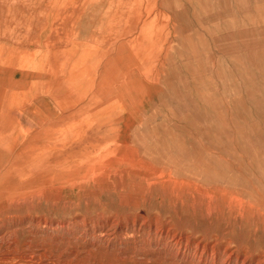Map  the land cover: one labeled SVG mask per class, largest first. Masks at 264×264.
<instances>
[{"label":"rangeland","instance_id":"374dc122","mask_svg":"<svg viewBox=\"0 0 264 264\" xmlns=\"http://www.w3.org/2000/svg\"><path fill=\"white\" fill-rule=\"evenodd\" d=\"M3 67L29 76L14 108H37L22 155L57 115L88 146L0 158V264L264 263V0H0ZM56 80L52 112L27 91Z\"/></svg>","mask_w":264,"mask_h":264},{"label":"bare ground","instance_id":"6f19581e","mask_svg":"<svg viewBox=\"0 0 264 264\" xmlns=\"http://www.w3.org/2000/svg\"><path fill=\"white\" fill-rule=\"evenodd\" d=\"M154 7V6H153ZM130 13V12H129ZM22 15H23V13H22ZM128 18V17H127ZM144 23V22H143ZM149 23H151V22H148V25H149ZM28 26V25H27ZM147 27V26H146ZM149 27V26H148ZM139 28V27H138ZM144 28V27H143ZM17 60V59H16ZM18 61V60H17ZM19 63H20V61H18ZM21 64V63H20ZM16 67V66H15ZM19 68V67H18ZM33 68L34 69H36V70H38V72H40V70H44V66L42 65V64H40V63H37V64H35L34 66H33ZM2 69H9L10 70V68H6V67H3V68H0V70H2ZM132 69V68H131ZM11 71V70H10ZM69 71H71L69 74H70V78H68V81H66L68 84H70L71 82H72V78H74V79H76V78H78L80 75L79 74H77L76 76H74L73 77V70L70 68L69 69ZM86 71V70H85ZM85 71H82V73H84ZM16 72H19V70L17 69L16 71H11V72H9L8 74L6 73V74H0V88H1V90H0V99L2 98V95H3V98H2V101H0V108L2 109V111H4V112H7V110H8V107H7V105L8 106H10V107H13V109L11 110V112H10V116L13 118L12 120H13V124H12V126H9V127H6V126H4V125H7L9 122L8 121H6L5 123H4V125H2L1 127H0V151H2V152H4V153H2V152H0V158H4V159H7L6 160V163L5 164H8V162H9V165H12V164H14V163H16V160L17 159H21V157H23V158H25L26 159V161L27 162H29V161H31V162H34V165L33 166H30V167H28V169H31V168H36V166H37V163H38V166L41 168V163H43L42 162V159H43V157L45 156V154H43L42 153V142L43 141H46V140H44L43 139V135H44V137H46V139L47 140H49L50 142H51V145H50V149H51V154H50V157H52V158H54V160H53V163H52V161H51V164H55V166L57 165V158L59 157V155H62V154H64L63 156H66V157H71V159H73V158H75L76 156H75V153H74V151L75 150H77V151H79V150H81V151H85L86 150V148H87V146H88V128H87V126H86V124L84 125H82L83 126V129H82V133H81V136H80V138L77 140V138H75L74 139V136L70 133L71 132V128L69 127L70 125H65V126H63V127H61L60 128V126H59V124L60 123H62L63 125L65 124V121H66V118L63 116H61V119H59L57 116L56 117H51V121H50V123L49 124H44L45 126H43V124H41V126H42V128L46 131V132H48L49 130H47V129H45V128H49L50 129V134H43L42 133V131H37L36 132V134H35V138H34V142H35V147H34V155H33V157H31V155H29L28 153L29 152H27V156L25 155V154H23L22 155V153H20V151H18V149H21V148H19L18 147V145H16V142H17V134L19 133V130H21L22 131V133H23V131L24 132H27V130H30L31 128H30V124H31V126H35L36 125V123L35 122H37L36 120V111H37V108L33 105V107L31 108L30 107V111H26V107H24V108H19V106L18 107H16V105H15V108H14V104H15V102H14V98H15V95L18 93V92H21L20 90H22V89H24V91H25V89H26V86H28L27 85V83H28V78H29V76L28 75H25V73H21V75H18V77L16 78ZM56 72V71H55ZM41 73V72H40ZM51 75V74H50ZM55 74H54V76L52 77H50V81H52L54 78H55ZM141 77V76H140ZM142 80V79H141ZM10 82H13V83H10ZM57 82V80L56 81H54L53 83H56ZM60 85V83L58 84V82L56 83V84H51L50 83V86H49V91H46V90H44V88H43V86H42V82H38V83H35L32 87H31V89L29 90V91H27V93H29V92H31V97H37L36 98V100H35V102H37L38 103V101H39V99H40V97L41 96H44V97H47V98H50L51 100H50V103H48V104H46L45 106H42V107H45V108H48V107H50L51 108V110H53L52 112H55L57 109H59V107H58V103H55V102H53L52 101V99H53V97L55 96V95H57L58 94V92H59V88L58 87H60L59 86ZM114 86V85H113ZM66 87V86H65ZM157 87V86H156ZM155 89V88H154ZM15 91H17V92H15ZM19 94V93H18ZM46 95H48V96H46ZM109 96V95H108ZM112 96V95H111ZM110 96V97H111ZM114 97V96H113ZM102 98V97H101ZM104 98V97H103ZM25 98H22L21 100H24ZM33 98H31V100H32ZM143 99V98H142ZM21 103H24L25 101H20ZM30 103V102H29ZM105 103H107V102H105ZM110 103V102H109ZM30 104H32V103H30ZM100 105V104H99ZM106 105V104H105ZM41 107V108H42ZM1 111V110H0ZM95 111V110H94ZM92 112V111H91ZM26 114L27 116L28 115H31L32 116V118H30V117H27L26 119H24V117H23V114ZM58 114H61V113H58ZM56 115V114H55ZM50 116V115H49ZM10 118V117H9ZM31 120L33 121V122H31ZM8 122V123H7ZM40 122V121H39ZM7 123V124H6ZM32 123L34 124V125H32ZM37 124H38V122H37ZM98 126H100V127H97V128H95L93 131H91L90 133L91 134H94V135H99V134H101L102 132H101V129H102V127L104 126V124H103V122H100V121H97V123H96ZM38 128V127H37ZM58 128H60V129H58ZM39 129V128H38ZM29 134H30V132H28ZM27 134V133H26ZM25 134V135H26ZM23 138V137H22ZM11 141V143H12V150H14L15 152H16V155H13L12 157H8L7 156V154H6V150H9V148H8V146L6 147L5 145H4V143H6L7 145H8V142L7 141ZM22 140V139H21ZM36 142H37V144H36ZM2 146V147H1ZM84 155V153L83 154H81L80 156L82 157ZM78 157V156H77ZM35 162H37L36 164H35ZM17 164V163H16ZM24 165H26V163H24ZM82 164L79 162V164L77 165V166H81ZM234 165V164H233ZM7 165H5V167H6ZM77 166H73V169H77ZM85 168V167H84ZM80 169H81V167H80ZM85 169H87V168H85ZM128 169H131V168H128ZM75 171H77V170H75ZM89 171V170H88ZM90 171H92V170H90ZM101 172H102V169L100 170ZM38 172V171H37ZM59 172V171H58ZM56 173L57 175H59L60 173ZM60 172H63V171H60ZM86 172V171H85ZM138 172H139V170H138ZM39 173V172H38ZM67 173V172H66ZM70 173V172H69ZM68 173V174H69ZM75 173V172H74ZM90 173V172H89ZM89 173L88 174H86L85 173V175H89ZM98 173V175H99V172H97ZM37 174V173H36ZM65 174V173H64ZM75 174H79V172L78 173H75ZM198 174V173H197ZM11 175V174H10ZM39 175V174H38ZM53 175H55V174H53ZM74 175V174H73ZM84 175V174H83ZM83 175H81V177L83 176ZM96 175V174H95ZM97 175V176H98ZM40 176H42V174L40 175ZM76 176V175H75ZM80 176V175H79ZM97 176L96 177H94L93 176V178H97ZM105 176V175H104ZM11 176H9V178H10ZM37 177V176H36ZM39 177V176H38ZM47 177V176H46ZM55 177H57V176H55ZM54 177V178H55ZM58 177H60V176H58ZM57 177V178H58ZM85 177V176H84ZM87 177V176H86ZM8 178V179H9ZM48 178V177H47ZM49 178H51V177H49ZM69 178V177H68ZM67 178V179H68ZM83 178V177H82ZM99 178V177H98ZM103 178V177H102ZM202 178V177H201ZM33 179V178H32ZM42 179V177H40V180ZM53 179V178H52ZM61 179V178H60ZM67 179H65V180H67ZM81 179V178H80ZM86 179V178H85ZM6 180H7V178H6ZM10 180V179H9ZM8 180V181H9ZM14 180V179H13ZM45 180H47V179H45ZM48 180H50V179H48ZM69 180H71V179H69ZM68 180V181H69ZM89 180V179H88ZM204 180V179H203ZM32 181V180H31ZM30 181V182H31ZM56 181V180H55ZM61 181V180H60ZM13 182H16V181H13ZM12 182V183H13ZM29 182V181H28ZM42 182H44V181H42ZM61 182H65L64 180L63 181H61ZM80 182V181H79ZM90 182V181H89ZM213 182H214V180H213ZM17 183H18V181H17ZM58 183V182H57ZM208 183V182H207ZM209 183H211V181H209ZM23 184V183H22ZM32 184V183H31ZM52 184H54V183H52ZM24 185V184H23ZM5 186V185H4ZM17 187V186H16ZM77 187V186H76ZM10 188H14V186H12V187H10ZM8 189V188H7ZM76 189V188H75ZM2 190V189H1ZM9 190V189H8ZM10 190H12V189H10ZM16 190H18V188L16 189ZM24 190V189H23ZM22 191V190H21ZM25 191V190H24ZM121 194V193H120ZM3 196V195H2ZM2 199V198H1ZM0 199V200H1ZM161 200V199H160ZM2 201V200H1ZM211 204V203H210ZM136 207V206H135ZM2 209V208H1ZM130 212V211H129ZM237 212V211H236ZM139 217V216H138ZM79 218V217H78ZM86 218V217H85ZM92 218V217H91ZM151 218H152V216H151ZM2 219V218H1ZM94 219V218H93ZM238 219V218H237ZM74 220V219H73ZM144 220V219H143ZM143 220H141V221H143ZM151 220V219H150ZM41 221V220H40ZM93 221V220H92ZM91 221V222H92ZM96 221V220H95ZM132 221V220H131ZM140 221V222H141ZM81 222H84V221H81ZM97 222V221H96ZM13 223V222H12ZM42 223V222H41ZM50 223V222H49ZM70 223V222H69ZM154 223V222H153ZM3 224V223H2ZM39 224V223H38ZM37 224V225H38ZM59 224V223H58ZM63 224V223H62ZM83 224V223H82ZM88 224V223H87ZM96 224V223H95ZM94 224V225H95ZM105 224V223H104ZM134 224V223H133ZM132 224V225H133ZM147 224V223H146ZM44 225V224H43ZM50 225V224H49ZM64 225V224H63ZM90 225V224H89ZM92 225V224H91ZM98 225V224H97ZM103 225V224H102ZM127 225V224H126ZM153 225V224H152ZM1 226V225H0ZM70 226V225H69ZM104 226V225H103ZM139 226V225H138ZM148 226V225H147ZM4 227V226H3ZM45 227V226H44ZM71 227V226H70ZM127 227V226H126ZM150 227V226H149ZM1 228V227H0ZM79 228V227H78ZM109 228V227H108ZM133 228V227H132ZM131 228V229H132ZM138 228V227H137ZM165 228V227H164ZM163 228V229H164ZM168 228V227H167ZM50 229V228H49ZM98 229V228H97ZM107 229V228H106ZM106 229H103V230H106ZM148 229V228H147ZM155 229V228H154ZM29 230V229H28ZM90 230V229H89ZM94 230V229H93ZM129 230V229H128ZM69 231V230H68ZM71 231V230H70ZM78 231V230H77ZM91 231V230H90ZM101 231V230H100ZM156 231V230H155ZM58 232H59V230H58ZM79 232V231H78ZM98 232V231H97ZM154 232V231H153ZM160 232V231H159ZM166 232V231H165ZM171 232V231H170ZM71 233V232H70ZM80 233V232H79ZM88 233V232H87ZM92 233V232H91ZM161 233H162V231H161ZM173 233H175V232H173ZM2 234V233H1ZM6 234V233H5ZM90 234V233H89ZM88 234V235H89ZM101 234V233H100ZM146 234V233H145ZM150 234V233H149ZM151 234H152V232H151ZM180 234V233H179ZM8 235V234H7ZM7 235H6V237H7ZM138 235V234H137ZM174 235V234H173ZM2 236V235H1ZM75 236H77V235H75ZM85 236V235H84ZM112 236H113V234H112ZM178 236V235H177ZM110 237V236H109ZM120 237V236H119ZM150 237V236H149ZM159 237V236H158ZM168 237V236H167ZM167 237H166V239H167ZM176 237V236H175ZM65 238V237H64ZM90 238V237H89ZM97 238V237H96ZM170 238H171V236H170ZM181 238V237H180ZM141 239V238H140ZM163 239V238H162ZM172 239V238H171ZM201 239V238H200ZM199 239V240H200ZM76 240V239H75ZM79 240V239H78ZM94 240V239H93ZM98 240V239H97ZM118 240V239H117ZM148 240H149V238H148ZM164 240V239H163ZM52 241V240H51ZM67 241H68V239H67ZM99 241V240H98ZM146 241V240H145ZM153 241V240H152ZM166 241V240H165ZM168 241V240H167ZM178 241V240H177ZM182 241V240H181ZM207 241V240H206ZM65 242V241H64ZM198 242V241H197ZM196 242V243H197ZM87 243V242H86ZM101 243V242H100ZM163 243H165V242H163ZM171 243V242H170ZM182 243V242H181ZM195 243V244H196ZM214 243V242H213ZM148 244V243H147ZM158 244V243H157ZM194 244V243H193ZM88 245V244H87ZM111 245V244H110ZM175 245V244H174ZM190 245H191V243H190ZM203 245V244H202ZM212 245V244H211ZM100 246V245H99ZM123 246V245H122ZM130 246V245H129ZM159 246V245H158ZM165 246V245H164ZM193 246V245H192ZM91 247V246H90ZM96 247V246H95ZM120 247V246H119ZM132 247V246H131ZM139 247V246H138ZM161 247H163V246H161ZM168 247V246H167ZM195 247V246H194ZM111 248V247H110ZM109 248V249H110ZM126 248V247H125ZM160 248V247H159ZM178 248V247H177ZM217 248V247H216ZM9 249V248H8ZM98 249V248H97ZM114 249V248H113ZM133 249V248H132ZM170 249V248H169ZM182 249V248H181ZM202 249V248H201ZM80 250V249H79ZM122 250V249H121ZM126 250V249H125ZM128 250V249H127ZM130 250V249H129ZM137 250V249H136ZM174 250V249H173ZM195 250V249H194ZM208 250V249H207ZM229 250V249H228ZM6 251V250H5ZM47 251V250H46ZM107 251V250H106ZM109 251V250H108ZM159 251V250H158ZM214 251V250H213ZM218 251V250H217ZM24 252V251H23ZM32 252V251H31ZM126 252V251H125ZM192 252V251H191ZM204 252V251H203ZM208 252H209V250H208ZM39 253V252H38ZM65 253H66V250H65ZM119 253V252H118ZM197 253V252H196ZM214 253V252H213ZM220 253V252H219ZM222 253V252H221ZM230 253V252H229ZM89 254V253H88ZM122 254V253H121ZM128 254V253H127ZM132 254V253H131ZM208 254V253H207ZM225 254V253H224ZM261 254V253H260ZM170 255V254H169ZM184 255V254H183ZM211 255V254H210ZM241 255H242V253H241ZM155 256V255H154ZM190 256V255H189ZM219 256V255H218ZM224 256V255H223ZM226 256H227V254H226ZM233 256V255H232ZM5 257V256H4ZM27 257V256H26ZM65 257V256H64ZM151 257V256H150ZM174 257H176V256H174ZM192 257V256H191ZM210 257V256H209ZM2 258H3V256H2ZM1 258V259H2ZM18 258V257H17ZM16 258V259H17ZM36 258V257H35ZM38 258H39V256H38ZM37 258V259H38ZM50 258V257H49ZM53 258V257H52ZM120 258H121V256H120ZM230 258V257H229ZM244 258V257H243ZM243 258H242V260H243ZM258 259H259V256L257 257ZM46 259V258H45ZM147 259V258H146ZM151 259H153V258H151ZM191 259V258H190ZM202 259V258H201ZM7 260H8V258H7ZM12 260V259H11ZM18 260V259H17ZM25 260V259H24ZM34 260V259H33ZM197 260V259H196ZM224 260V259H223ZM233 260V259H232ZM260 260V259H259ZM43 261V260H42ZM194 261V260H193ZM199 261V260H198ZM210 261V260H209ZM217 261V260H216ZM244 261V260H243ZM6 262V261H5ZM38 262V261H37ZM49 262V261H48ZM176 262V261H175ZM247 262V261H246ZM45 263H47V262H45ZM58 263V262H57ZM71 263V262H70ZM210 263V262H209ZM214 263V262H213ZM231 263V262H230ZM240 264H242L241 262H239ZM11 264V263H10ZM31 264V263H30ZM55 264V263H54ZM76 264H78V263H76ZM199 264V263H198ZM248 264H249V262H248ZM251 264V263H250ZM264 264V263H263Z\"/></svg>","mask_w":264,"mask_h":264},{"label":"crops","instance_id":"0c3cea01","mask_svg":"<svg viewBox=\"0 0 264 264\" xmlns=\"http://www.w3.org/2000/svg\"><path fill=\"white\" fill-rule=\"evenodd\" d=\"M9 72H11L9 69H2V70H0V74H6V73L8 74ZM0 90H1V88H0ZM15 92H17V91H15ZM7 107H8V110L11 108L8 105H7ZM0 127H1V123H0ZM7 142H8V145L6 143H4V145L6 147L8 146V148H9V150L6 151V154H7L8 157H12L13 155H16V152L14 150H12V143H11V141L8 140Z\"/></svg>","mask_w":264,"mask_h":264}]
</instances>
